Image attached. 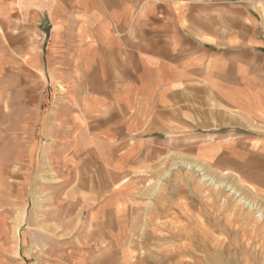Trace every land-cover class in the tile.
I'll return each mask as SVG.
<instances>
[{
  "label": "crops",
  "instance_id": "0c3cea01",
  "mask_svg": "<svg viewBox=\"0 0 264 264\" xmlns=\"http://www.w3.org/2000/svg\"><path fill=\"white\" fill-rule=\"evenodd\" d=\"M0 23L11 139L42 197L0 264H264V218L195 170L264 204V0H0Z\"/></svg>",
  "mask_w": 264,
  "mask_h": 264
},
{
  "label": "rangeland",
  "instance_id": "374dc122",
  "mask_svg": "<svg viewBox=\"0 0 264 264\" xmlns=\"http://www.w3.org/2000/svg\"><path fill=\"white\" fill-rule=\"evenodd\" d=\"M0 28L4 30V25L0 23ZM6 37H3L5 40ZM8 45V43H6ZM0 80L3 81L2 83V91L5 94V99L3 100V108H4V115L2 118L0 117L3 139L1 140L0 144V161L2 165L0 170L4 173L3 174V181L2 186L0 188V215L3 216V221L0 219V232L2 233V243L0 244V251L5 252L7 254H11L13 251H22L26 250V245H22L21 243L18 244H11V236H15L17 232V226L19 233H26L27 230V217L30 214V218L32 219V215H36V219H38V213L29 211L33 202H38L39 199L42 197H38L35 195H28L27 194V180L26 176L28 172L33 171L32 163L27 167V143H26V134L20 136V143H19V152L16 151L15 148L16 143L13 145L11 139V132H10V121L11 116L10 114V91H11V75H10V68L3 69L1 71ZM32 78L27 76V69L26 67L19 68L18 78L15 79V91L19 92L22 99V106L26 107V103L28 100L29 95H33L34 92L37 91L36 87H34L33 82L31 81ZM63 91H70L73 85H61ZM69 86L71 88H69ZM19 153V155H17ZM39 158L41 155H38ZM37 166V165H36ZM39 167H44V165H40ZM40 171L42 169H39ZM196 174L201 179L203 188L208 193H216L221 198H223L226 202L229 203L230 206H243L245 209L249 210L251 214L255 216H259L260 218H264V204L262 203V199L255 193H249V187L245 185L241 180L236 179L234 176H226L225 174H218L215 169H207L204 167H196ZM36 171V168L34 169ZM38 171V170H37ZM13 172L15 180L13 182L19 183L22 185V189L18 192L15 191L16 194L12 193L10 188V180L11 173ZM214 177L216 181L219 183H223L224 185H214L212 184L211 180L204 179L205 177ZM215 187V188H214ZM237 191V194H236ZM242 201V203H241ZM248 204H254L255 207L249 206ZM41 202V201H40ZM14 208V211L11 209ZM18 211H17V210ZM53 214V213H52ZM58 215V213H55ZM41 223V222H40ZM36 220L34 224L36 229L42 228V223L40 224ZM50 225H53L52 223ZM64 226V223H63ZM39 227V228H38ZM62 226L55 225L54 232L62 231ZM72 230V229H71Z\"/></svg>",
  "mask_w": 264,
  "mask_h": 264
},
{
  "label": "bare ground",
  "instance_id": "6f19581e",
  "mask_svg": "<svg viewBox=\"0 0 264 264\" xmlns=\"http://www.w3.org/2000/svg\"><path fill=\"white\" fill-rule=\"evenodd\" d=\"M204 179H207V180H211V182H212V184H214V185H216V186H218V185H224L223 183H219L218 181H216L215 179H214V177H210V176H208V177H205ZM215 188V187H214ZM236 194H237V191H236ZM241 203H242V201H241ZM245 203H247L248 204V202H246L245 201ZM249 206H252V207H255V205L254 204H248Z\"/></svg>",
  "mask_w": 264,
  "mask_h": 264
}]
</instances>
